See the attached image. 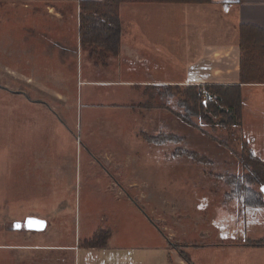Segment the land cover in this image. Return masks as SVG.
Masks as SVG:
<instances>
[{"label":"rangeland","instance_id":"obj_1","mask_svg":"<svg viewBox=\"0 0 264 264\" xmlns=\"http://www.w3.org/2000/svg\"><path fill=\"white\" fill-rule=\"evenodd\" d=\"M11 6L10 0L0 1V35L16 34L21 45L19 36L32 27L25 18L43 15L24 16L23 9L15 11ZM2 43L0 84L10 89L0 87V264H78L80 256L86 261L97 258L99 264L110 257L145 256L159 259V264L167 258L178 262V257L189 264L179 249L190 253L194 264H264V247L246 244L264 238V207H241L225 195L230 188L209 175L226 167L234 172L240 169L230 150L204 135L201 128L210 131L209 125L198 117L197 127L187 124L175 114L179 110L175 104L173 111L160 108L144 111L145 116L135 108L129 112L124 107L109 109L106 100L88 108L81 103L87 88L80 74L78 82L68 80L70 86L61 90L72 103L71 109H63L62 125L47 122L41 127L35 118L27 120L25 94L15 91L23 90L24 57L9 55L7 37ZM62 49L46 47L48 56L52 55L47 59L56 60L48 66L52 72L48 75L62 74ZM175 69L177 76L184 72L182 56L176 57ZM68 71L72 77V67ZM40 83L51 84L46 80ZM154 114H159L158 121ZM142 129L152 134L160 130L185 134L186 138L154 144L143 138ZM238 133L247 141L242 127ZM181 146L205 154L211 163L172 158L170 154ZM136 159L140 161L134 162ZM131 178L140 180L130 185ZM115 179L125 183L129 195L140 194L136 203L160 229L159 239L143 225L131 198L119 196L121 189L112 185ZM14 212L47 219L50 225L31 229L28 235L26 217H9ZM100 226L117 228L125 245L117 246L118 240L112 237L106 249L84 248L80 241ZM14 241L33 245L14 247ZM144 243L153 248V255L141 250Z\"/></svg>","mask_w":264,"mask_h":264},{"label":"crops","instance_id":"obj_2","mask_svg":"<svg viewBox=\"0 0 264 264\" xmlns=\"http://www.w3.org/2000/svg\"><path fill=\"white\" fill-rule=\"evenodd\" d=\"M80 1L10 0L13 6L11 9L15 11L23 9L21 11L24 12V16L38 13L43 15L29 20L28 17L25 18L32 27L28 34L23 33L19 36L23 41L21 45L16 41V34L8 32L0 35L2 41L7 37V51L10 56L24 57L23 90L15 91H23L25 94L24 101L28 106L24 114L27 120L31 122L35 118L41 123V127L47 122L50 126L58 125V122L62 125L65 110L71 109L72 103L65 98L61 90L69 87L75 80L78 82L80 74L82 82L86 83L84 87L87 88L82 94L81 103L84 106L93 108L96 107V103L103 104L106 100L111 104L108 105L109 109L113 106L124 107L127 109L126 112L134 110L130 106L144 97V93L148 92L145 87L149 85L184 86L238 82L240 25L249 23L264 29V0H213L211 3L122 2L119 7L122 28L119 52L110 59L105 57L97 59L81 44ZM37 9L40 12H36ZM31 11L32 13H29ZM13 35L15 36L11 38ZM53 46L63 48L59 56L62 74L58 77L48 75L52 73L48 66L56 60H48L47 58L52 55L48 56V51L45 50L46 47L51 49ZM42 50L46 54L42 53ZM69 55L72 59H69ZM64 56H68L67 59H64ZM178 56H182L184 60V72L180 76H177L175 69V59ZM27 65L29 67H25ZM70 67L74 79L68 71ZM40 80H46L51 84L44 86ZM0 87L10 89L1 84ZM99 90L103 92L100 93ZM243 99L242 136L255 154L264 159V83H244ZM135 109L142 116H145L144 111H148ZM159 109L156 107L150 111L155 112ZM156 115L154 114L158 121L159 114ZM139 161L140 159H136L134 162ZM138 180L140 179L131 178L128 183L133 185ZM112 185H117L121 189L118 192L119 196L131 198V205L137 211L143 225L159 239L160 229L154 225L152 219L149 220V217L145 216L144 210L136 203L138 202L136 197L140 194L135 197L129 195L124 188L125 183L117 179ZM115 197L120 198L117 194ZM20 216L27 218L32 215L14 212L9 217ZM102 219L106 220L107 217L103 216ZM45 220L47 228L50 224L47 219ZM24 228H28L29 235L32 230L27 225ZM116 229H112L111 238L118 240L117 246H123L122 243L125 245V242L120 241L119 230ZM21 234L23 238L26 237L25 234ZM13 243L14 247L33 245L18 241ZM143 245L140 247L141 250L154 254L153 248L145 243ZM53 246L68 248L75 245L44 244V247ZM107 246L108 244L88 248L106 249ZM78 247L82 249L81 246ZM172 263L186 264L180 257L178 262L167 258L163 264ZM78 264H99V260L92 258V261H86L80 256ZM102 264H159V259L149 256L129 259L110 257Z\"/></svg>","mask_w":264,"mask_h":264},{"label":"trees","instance_id":"obj_3","mask_svg":"<svg viewBox=\"0 0 264 264\" xmlns=\"http://www.w3.org/2000/svg\"><path fill=\"white\" fill-rule=\"evenodd\" d=\"M3 1V0H0ZM203 2L213 0H81L80 36L81 44L97 59L116 56L119 52L122 35L119 7L122 2ZM240 67L239 81L234 83L187 84L184 86L145 87L141 100L132 108L148 110L162 108L173 111L172 104L179 107L176 115L197 127L198 117L211 130L201 128L204 135L219 147L230 150L240 166L238 172L228 167L219 172H209L217 180L223 181L230 189L225 192L228 199H235L241 207H264V159L255 154L249 143L238 133L243 124V84L264 83V29L255 24H241L239 29ZM208 91L212 101L203 104V96ZM170 111V112H171ZM200 127V126H199ZM143 138L154 144L184 141L185 134L164 132L157 134L141 130ZM170 156L186 157L196 163H211L205 154L187 147H177ZM228 166V165H227ZM218 180V181H219ZM111 227H98L93 234L80 241L85 247L106 246L112 235ZM249 246L264 247V238L248 240ZM180 255L194 264L190 253L179 249Z\"/></svg>","mask_w":264,"mask_h":264},{"label":"water","instance_id":"obj_4","mask_svg":"<svg viewBox=\"0 0 264 264\" xmlns=\"http://www.w3.org/2000/svg\"><path fill=\"white\" fill-rule=\"evenodd\" d=\"M264 191V186H263ZM26 225L29 229L41 230L46 226V220L36 216H29L26 218Z\"/></svg>","mask_w":264,"mask_h":264},{"label":"built area","instance_id":"obj_5","mask_svg":"<svg viewBox=\"0 0 264 264\" xmlns=\"http://www.w3.org/2000/svg\"><path fill=\"white\" fill-rule=\"evenodd\" d=\"M212 99L213 98H212L211 94L208 91H206L204 96H203V104L205 106H208L209 103L212 101Z\"/></svg>","mask_w":264,"mask_h":264}]
</instances>
